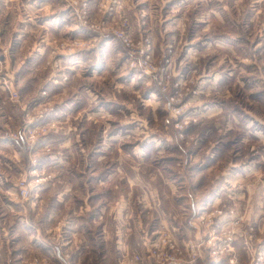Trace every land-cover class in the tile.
<instances>
[{
    "label": "clouds",
    "instance_id": "obj_1",
    "mask_svg": "<svg viewBox=\"0 0 264 264\" xmlns=\"http://www.w3.org/2000/svg\"><path fill=\"white\" fill-rule=\"evenodd\" d=\"M0 264H264V0H0Z\"/></svg>",
    "mask_w": 264,
    "mask_h": 264
},
{
    "label": "crops",
    "instance_id": "obj_2",
    "mask_svg": "<svg viewBox=\"0 0 264 264\" xmlns=\"http://www.w3.org/2000/svg\"><path fill=\"white\" fill-rule=\"evenodd\" d=\"M50 91H55L54 89L50 90Z\"/></svg>",
    "mask_w": 264,
    "mask_h": 264
}]
</instances>
